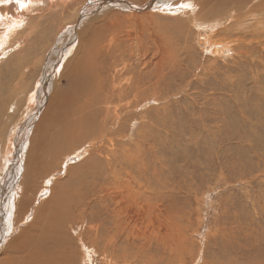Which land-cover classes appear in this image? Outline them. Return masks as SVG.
Instances as JSON below:
<instances>
[{
  "label": "rangeland",
  "instance_id": "obj_1",
  "mask_svg": "<svg viewBox=\"0 0 264 264\" xmlns=\"http://www.w3.org/2000/svg\"><path fill=\"white\" fill-rule=\"evenodd\" d=\"M29 1L0 0V36L4 37L16 18L20 25L17 44L3 53L0 50V176L4 174L5 162L13 159L24 122L36 113L43 84L55 82L58 88L66 89L62 70L71 64L80 45L79 39L70 34L82 30L87 20L100 15L101 19L104 15L115 16L107 23L117 22V29L131 34L139 46L149 49L140 52L141 56L154 49L160 53L163 48L169 53L168 62H162L157 71L146 66L142 69L140 55L134 53L130 59L129 52L121 53L123 60L124 55L128 56L125 66L107 69L114 58L102 54L94 63V70H113L111 75L119 72L124 83L129 76L122 68L127 71L129 65L130 70L138 69L136 87L119 101L114 100L123 119L121 130L115 126L113 135L105 137L109 139L106 148L118 154L129 151L144 164L140 168L139 192L148 190L144 198L145 202H152L157 229L160 223L169 226L180 241L181 251L171 254L168 247L173 246L156 238L148 242L145 231H141L145 220L115 234L113 223H100L109 214L103 215L96 208L92 213L101 216L99 221L89 223L84 215L67 226L71 264L77 258V264H264V0H249L242 8L230 5L220 11L221 5L216 4L211 12L203 11L210 16H202V20L209 21L214 16L222 23L214 40L220 41V48L216 46L211 51L196 35L200 33L195 25L191 26L190 16L185 15L192 1L175 0L178 14L144 8L154 0H55L58 4L51 8L45 0H36L21 12L20 4ZM203 2L196 0L195 5ZM6 8L12 13L4 19L2 10ZM230 12L237 16L233 27L224 25ZM131 14L139 20L128 16ZM137 24L143 26L138 28ZM9 41H13V36ZM9 41L2 40L4 47ZM84 71L90 76V57ZM41 105L43 109V101ZM91 144H69L68 153L78 151L61 158L57 170L59 167L58 171L65 172L70 165L82 164L88 157L82 160L81 150H87L89 145L93 149L88 153L93 158L104 159V154L99 158L97 149L105 152V148ZM95 165L99 173L106 169L103 162ZM63 179L56 180L57 191L72 196L77 189L73 183L76 180L68 181L70 176L64 183ZM49 185L47 180L43 189ZM12 190L17 195L16 188ZM83 190L77 189L78 193ZM40 193L42 198L47 196L46 191ZM5 223L4 220L3 229ZM100 225L105 226L102 234Z\"/></svg>",
  "mask_w": 264,
  "mask_h": 264
},
{
  "label": "bare ground",
  "instance_id": "obj_2",
  "mask_svg": "<svg viewBox=\"0 0 264 264\" xmlns=\"http://www.w3.org/2000/svg\"><path fill=\"white\" fill-rule=\"evenodd\" d=\"M32 1L35 2L36 0H31L26 4L21 3L19 7L21 12H23L24 7L31 6L33 4ZM155 1L153 8L150 7L151 10L169 11L173 14L179 13V9L175 6V0H173L174 3L164 2V0ZM188 1H192L193 5L186 11L185 15L190 16L191 26L195 25L200 33V35H196L200 38L201 43L205 44V48L211 51L213 47L217 46L218 49L220 48V41L214 40L220 31L222 23L221 19H217L214 16L209 21L202 20V16H210L209 13H204L203 11L211 12L212 6L216 4L221 5L218 11L230 5L242 8L249 0H218L220 1L219 3H215L217 0H204L203 3L198 5H195L196 0ZM45 2L50 5L48 8L58 4L55 0H45ZM121 2L128 10H133V7L131 8L129 4L124 1ZM115 7L118 6L116 5ZM9 9L2 10L4 14H2L3 17L1 18L7 19L10 16L12 12L10 13ZM105 9L110 10V8ZM122 9L125 8L122 6ZM128 16L138 18L136 14ZM114 17L104 15L101 19V15L94 16L87 20L88 23L82 30L76 33L73 31L70 34V36L76 37L75 39H79L80 45L71 64L69 65L68 63L62 70L61 79L67 81L66 89L58 88V84L55 82L43 84L44 89L40 101H43L45 107L41 109V102L36 104V113L30 116L31 119L29 122L27 121L28 123L26 122L27 124L24 122L25 127L23 126L24 128L20 130L22 134H18L19 137L15 142L16 148L12 154L13 159L10 162H5L4 174L0 176V264H71V251L69 248L71 237H69L67 226L74 225L76 219H83L84 215L88 216L89 223L99 221L101 216L99 218L97 213H92L94 212L92 210L96 208H100L103 215L109 214L106 218L101 219L100 223L105 221L113 223L116 229L115 234L120 233L124 228H134L133 224L137 221L145 220L147 223L142 222L145 229L142 228L141 231H145L144 235L148 242H151L152 238H156L160 242H166L173 246L168 247L171 254L181 251L180 241L174 237L169 226L160 223V229H157L158 218L156 219V214L153 216L155 211H152V202H145L144 198L148 190L143 188L145 191L139 192V189H141L139 188V183H142L139 180L140 168L144 164L138 160L137 156L128 153L129 151H120L121 153L118 154V152L109 148L107 150L106 148V143L109 139L105 137L113 135L111 132L115 129V126L120 127L118 129L121 130L120 122L123 119V117H119L122 112L117 111L114 106V100L117 99L119 101L123 96H126L128 91L136 87V83L139 81V77L135 76L138 69L135 71L130 70L132 66L129 65H127V71L122 68L123 72H126L129 76L124 83L119 72L111 75L113 68L118 65L125 66V62L128 61V56L124 55V61L121 53L129 52L130 59L134 53H138L142 58L140 64L142 69L146 66L156 71L161 63H167L169 58V53L164 48L160 50V53L155 49H150L152 50L150 54L146 53L141 56L142 52L149 49L139 46V41L131 34L117 29V19L114 21L116 24L107 23L108 20ZM236 17V14H232V12L226 14L227 21L226 18L223 20V22L226 21L224 25L233 27ZM128 20L130 21L131 19ZM17 21H19L18 18L14 20V23H10V27H7L4 37L0 36V50L2 53L12 49L17 44L15 40L19 35L20 26ZM84 21L86 20L84 19ZM137 25L138 28L143 26L139 27V24ZM16 31L17 33L13 35ZM68 31L72 32V29ZM204 33L205 36H203ZM12 36L13 41H9ZM2 40L5 43L9 41L6 47H4ZM62 40L64 41V37ZM153 53L154 55H151ZM102 54L114 58L113 65L107 67L109 70L113 69L112 71L100 67L94 70V63L100 60ZM88 57H90L92 67L90 76L84 71ZM53 67L54 64L52 65ZM27 69L25 70L27 71ZM19 74H21L20 71ZM108 76H110V80H107ZM38 109H40V114L37 116ZM111 116L114 117L111 119ZM32 120L34 121L32 122ZM88 141L93 143L91 146L105 148V152L102 149H97L99 158L101 159V154H104V159L98 161V159L93 158L88 153L93 149L89 145L87 150H81V159L84 160V158L88 157L82 164L70 165L64 170L65 172L58 171L59 167L57 170V164L61 158L64 159L68 154L78 151V149H75L73 152L68 153L71 150L69 144L80 145L86 144ZM9 148L11 149V147ZM62 161H60L59 165L62 164ZM101 161L106 169L104 170L103 168L104 172L99 173L93 166L101 164ZM93 163L95 164L93 165ZM101 166L98 168H101ZM55 171H57L55 173L56 177L52 179ZM73 175H75L74 178L76 179H73ZM70 176H72V179L68 180ZM62 177H66V179ZM59 178L63 179L64 183L67 180H76L73 183L77 189L84 190L78 193L76 189L72 196L67 195V193L61 194L57 191L56 184V180ZM47 180H49L50 185L43 189L42 185ZM147 180L149 179L147 178ZM148 182L150 183V181ZM14 188L18 192L17 195L13 194L12 189ZM41 190L46 191V197L42 198L40 195ZM149 194H152V191ZM12 195L13 202L10 204ZM4 220L6 223L3 229L2 222ZM104 230L105 226L100 225L99 234H102ZM213 238L216 239L217 235H214ZM79 259L81 262L82 257L80 256ZM73 262L77 264L79 262L78 258L77 260L73 259ZM201 264L211 263L204 261Z\"/></svg>",
  "mask_w": 264,
  "mask_h": 264
},
{
  "label": "water",
  "instance_id": "obj_3",
  "mask_svg": "<svg viewBox=\"0 0 264 264\" xmlns=\"http://www.w3.org/2000/svg\"><path fill=\"white\" fill-rule=\"evenodd\" d=\"M154 1H155V0H154ZM99 2H100V1H99ZM108 2H109V1H106V3H108ZM151 4H152V3H151ZM154 4H155V2H153V4H152V5H150V6H148V5H147V6H145L144 8L146 9V7H152ZM152 8H153V7H152ZM141 9H142V8H141ZM141 9H137V10L139 11V10H141Z\"/></svg>",
  "mask_w": 264,
  "mask_h": 264
},
{
  "label": "snow or ice",
  "instance_id": "obj_4",
  "mask_svg": "<svg viewBox=\"0 0 264 264\" xmlns=\"http://www.w3.org/2000/svg\"><path fill=\"white\" fill-rule=\"evenodd\" d=\"M17 2L19 3V2H21V0H17Z\"/></svg>",
  "mask_w": 264,
  "mask_h": 264
}]
</instances>
